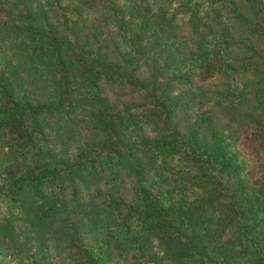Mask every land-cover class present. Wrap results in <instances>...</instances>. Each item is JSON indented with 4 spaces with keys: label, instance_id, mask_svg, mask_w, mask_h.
I'll return each instance as SVG.
<instances>
[{
    "label": "trees",
    "instance_id": "trees-1",
    "mask_svg": "<svg viewBox=\"0 0 264 264\" xmlns=\"http://www.w3.org/2000/svg\"><path fill=\"white\" fill-rule=\"evenodd\" d=\"M0 10V222L19 255L36 264H264V185L248 181L226 136L206 133L217 126L195 109L212 102L228 120L248 115L264 128V0H0ZM10 49L15 69L5 64ZM241 52L246 62L235 64ZM194 59L253 77L237 90L184 92L187 70L167 71ZM37 60L48 73L30 82L46 102L28 99L16 81ZM104 83L140 99L114 109ZM75 108L87 111L71 119L85 138L38 142L44 115L65 112L66 121ZM179 112L194 117L183 130ZM109 169L145 181L115 196L78 186ZM49 181L56 186L41 192ZM66 183L70 197L60 194Z\"/></svg>",
    "mask_w": 264,
    "mask_h": 264
},
{
    "label": "rangeland",
    "instance_id": "rangeland-1",
    "mask_svg": "<svg viewBox=\"0 0 264 264\" xmlns=\"http://www.w3.org/2000/svg\"><path fill=\"white\" fill-rule=\"evenodd\" d=\"M5 17V13L0 10V21ZM93 17L95 18L96 16L92 15V19H94ZM178 19L181 20L182 18L179 17ZM229 20L231 19L229 18ZM255 23L257 24L258 21L255 20ZM259 23H261V21ZM233 24L234 26L231 27L233 28V34L241 35V29L239 28V30H237V28H235L237 25L239 26V23L237 24L236 22H233ZM107 29L108 27H104L103 33L106 38H110V34ZM184 30L185 29H183L182 32ZM99 33L101 34L102 32ZM248 38L256 48L259 49V47H262L263 43L258 40L255 34L248 33ZM190 40L192 42L190 44L196 45V42H198L197 38H195L194 40ZM190 47H193V45H191ZM102 50L104 51L103 47ZM14 54L15 51L13 49L5 50V64L9 65L11 69H15L17 67ZM189 57L190 56L186 58L188 59ZM234 62L235 64H242L246 62V60L243 61L242 52ZM172 63V66H170L167 71L168 77H182L186 76V74L183 73L184 70H187L188 72V77L185 78V84L180 86L181 88H179V90H182L184 92L186 89H188V87L194 88L198 85H204L205 88H210L208 89L209 91H212L211 89L216 88L217 85H221V87L226 88L230 86V89L237 90L240 89L245 82H250L253 77V74L251 72L235 74L214 72L211 71L208 65H202V62L200 63L199 60L196 61L195 59L193 61L185 60L184 62L176 60ZM257 64L264 74V64L262 63V61L258 62ZM26 68L27 69H23L18 73L20 77L19 79H16V81L20 85L19 89H21L22 94H27L28 96L26 97L28 99L30 98L31 101L34 99H38L37 101L46 102L47 96L44 94L46 92L44 87L39 83L30 82L31 75L36 74L37 78L41 80H44L46 78L45 75L48 73V71L43 70L44 63L38 60L33 61L32 63L29 62V65ZM143 73H146V70L144 68ZM172 90L174 92H177V86L172 88ZM100 93L101 96L104 97L103 99H106L108 106H113L114 109H121L123 104L129 105L133 101H137L140 99V95L138 93L131 91L130 89L119 84L104 83L101 87ZM195 109L200 112L206 111V114L209 118L208 121L212 125L217 126L214 129H209L208 125H206V128H208L205 129L206 133L216 132V134L218 135V132H220L221 135L226 136L224 140L227 143V146L230 147V153L235 160V164L239 166L241 172L246 175L248 181H250L253 185L260 182H262L264 185V133L262 135H257V133L262 131L264 128H262L261 125L257 124L256 121L251 119L248 115H245V120H243L242 117H240L239 119V117L236 115L228 120L227 115L222 113L220 109L214 106V103L212 102H206L201 105H196ZM81 114L85 116L87 114V111H84L83 108L81 110L80 108H75L73 112L69 113V119H66V121H64V118H67V116H65V112H54L50 113L49 115H44L43 117L45 121L41 123L44 137L40 138L38 142L40 144L48 142L49 146L51 144L59 145L62 139L65 137H67L68 140V138L75 135H77V137H82L85 133L87 134L88 130L84 129V127H80L74 124V121L71 122L72 118H77ZM241 115L244 114L242 113ZM55 119L58 122L57 124H60V127L55 124ZM175 120L178 128L183 130L194 121V117L189 115L188 113L179 112L176 115ZM83 137L85 138V135ZM1 148L2 146H0V149ZM94 175L96 176L95 179H97L98 182L93 183L92 180H88L86 182L88 184H78V186H80L84 190L87 189L85 187L89 185L88 191H90L94 187H97L102 192H107L115 196V194L125 195L131 192V190H133L134 187H136L138 184H142L145 181V177L139 178L137 175L133 177L129 176V174L125 175L127 177H125V179L123 180L122 177H119L120 174L116 172L114 173L112 169L105 170V172L102 174L94 173ZM55 186V181L46 182L44 183L41 192L47 193L48 191H51ZM81 188L80 190L83 191ZM72 189L73 185L70 183H66L60 189V194L64 195L65 197H70L72 196ZM84 192L86 191H83L81 193ZM37 197H40V192L37 194ZM74 220L75 218H73V221ZM72 223L73 222H71V224ZM8 232V228L0 222V264H26L27 261L29 262L27 264H36L33 263V256L31 254L28 255L27 253V255L25 256H21L18 254L17 248L14 244L15 242L9 237Z\"/></svg>",
    "mask_w": 264,
    "mask_h": 264
}]
</instances>
